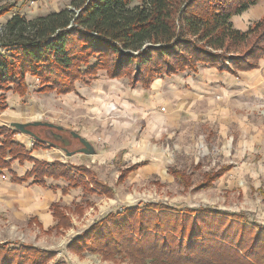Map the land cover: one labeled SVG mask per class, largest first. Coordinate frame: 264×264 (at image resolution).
<instances>
[{"label": "trees", "instance_id": "obj_1", "mask_svg": "<svg viewBox=\"0 0 264 264\" xmlns=\"http://www.w3.org/2000/svg\"><path fill=\"white\" fill-rule=\"evenodd\" d=\"M260 1L73 0L66 8L34 19L12 12L13 5H1L0 16L12 13L0 33V113L8 91L27 94L26 75L39 82L40 91L66 95L74 92L77 81L89 85L99 72L147 88L156 77L197 73L200 67L232 75L256 70L264 58V18L245 31L235 29L231 19ZM9 131L0 128V171L7 170L12 183L23 185L32 178V184L45 186L44 179L53 177L68 182L62 193L87 189L89 171L73 172L59 162L35 161L30 171L17 177L6 157L20 164L30 157ZM146 164L120 171L118 182ZM231 168L204 172L196 189L211 187ZM170 173L189 189V172L172 168ZM49 210L55 225L47 234L68 221L60 202ZM31 222L37 220L29 218ZM73 243L78 251L111 250L139 264H264V228L249 224L242 214L208 207L175 212L148 203L126 208L107 215ZM49 255L31 246L0 244V264H45Z\"/></svg>", "mask_w": 264, "mask_h": 264}, {"label": "rangeland", "instance_id": "obj_2", "mask_svg": "<svg viewBox=\"0 0 264 264\" xmlns=\"http://www.w3.org/2000/svg\"><path fill=\"white\" fill-rule=\"evenodd\" d=\"M71 1L0 0V6L13 5L15 8L12 12H18L26 19H34L57 9L59 11L66 8ZM252 8L231 19L235 29L245 31L249 26L264 18V8ZM12 12L0 16V26L8 20ZM259 74L262 79L258 76ZM258 75L255 79V81L260 80L261 83L258 84L256 82L250 85L240 84L241 79L238 76L229 77V81H215L211 84L212 101L229 104L228 111L223 112L222 120L215 118L213 122L202 126L201 122H183L181 123L183 126L178 128L166 127L163 133L165 138L161 141H158L156 137L157 132L159 133L158 127L154 125L151 127L152 125H146V123L140 124L139 121L133 126L130 125L129 122L136 116L134 109L103 116V113H99L94 117L93 114L85 112L84 106L89 103L85 100L86 98L72 97L74 101H67L68 105H64L65 98L62 97L73 92L66 95L55 91L42 92L39 89V82L32 76L26 75L27 94L24 97L13 94L11 91L5 95V108L0 113V128L11 130L9 131L13 134L11 140L17 143L14 140L15 135L21 136L22 134L11 129L10 123H51L64 129L63 132L54 131V134L63 133L66 138L71 139L69 132H75L94 146L96 154L82 155L79 165L71 166V161L68 159L70 157H66L60 150V144L46 139L45 128L29 127V131L52 145L36 142L27 136L30 140L44 144L45 151L53 149L61 154L64 164L59 161L55 162L61 163L73 172L75 168H84L89 171L90 176L85 179L87 189L68 188L66 193H62V189H66L68 182L53 177L44 179L45 186L32 184V178L24 185L15 184L21 186L20 196L24 197L21 196L22 202L16 205V209L10 207L11 209H6L0 214V244H5L9 248H17L20 245L37 248L50 254V259L45 264H139L130 260L126 255L111 252V250L104 254L93 253L87 249L78 251L73 242L90 232L107 215L118 214L126 208H142L148 203L162 204L174 208L175 212H182L187 208L208 207L223 213L242 214L249 224L264 228V196L260 194L261 189L259 190L262 188L264 191V65ZM30 77H32L31 80H29ZM77 83L83 85L87 82L82 79L75 84ZM170 83L171 88H174L173 104L177 105L179 99L186 100V93L191 89L190 79L188 81L187 79H176ZM84 89L80 87L81 94H85ZM253 90L254 93H252ZM119 102L123 104L120 99L117 103ZM202 105L204 108L205 103ZM160 111L163 113L164 109L161 108ZM113 114L116 116H112ZM190 115L184 114L182 119H190ZM229 117L240 120L238 124L241 125L227 124L225 118ZM87 120L90 121L88 125L92 128H87L89 126L84 124ZM147 127L153 128V132H146ZM136 128H140V131L135 133ZM1 141L2 137H0ZM72 143L70 147H67L69 152L82 147L77 140ZM24 149L26 155H29L30 152L25 146ZM99 151L102 155L97 160L95 157ZM32 152H34L33 149ZM103 155L108 156L105 157L107 162H103ZM148 155V159H152L151 162L154 165L157 164V167L137 170L133 172V175L129 174L118 182L120 171ZM113 156L114 159H112ZM5 161L9 162L12 172L13 170L20 172L18 160H10L6 157ZM35 161L50 164L43 159L37 160L30 157L25 161L26 163H21L20 167L25 165L28 172ZM195 165L197 169H193ZM222 166L232 168L217 179L211 187L196 189L204 172L216 170ZM172 168H178L191 174L189 189L183 187L180 181L171 176ZM4 171L8 173L7 170ZM8 175L11 178L9 173ZM6 184L4 190L12 200V197L19 194L18 189L11 190L7 187V181ZM102 186L106 190H103ZM38 195L47 196L45 198L48 202L51 200L53 203L60 202L63 207L62 212L68 218L63 228H57L49 234L46 233L55 225V222L51 211L46 209L47 204L36 199ZM36 211L46 212V216L38 217L35 214ZM29 218H35L38 223L28 224ZM142 264L146 263L142 262Z\"/></svg>", "mask_w": 264, "mask_h": 264}, {"label": "crops", "instance_id": "obj_3", "mask_svg": "<svg viewBox=\"0 0 264 264\" xmlns=\"http://www.w3.org/2000/svg\"><path fill=\"white\" fill-rule=\"evenodd\" d=\"M73 1V0H72ZM263 9L264 8V1L258 2L256 5L253 6L252 9ZM249 10V9H248ZM245 11V12H248ZM57 10L53 12H57ZM244 12V13H245ZM243 14V13H242ZM47 15V13H46ZM45 16V15H44ZM40 17V16H38ZM6 22V21H5ZM4 22V23H5ZM233 23V22H232ZM264 65V58L260 60L259 62V67L256 70L250 71V72H243V73H238L237 75H232L229 73H219L217 72L216 69L214 68H209V67H200L197 71V73H182L178 75H172L168 77H156L152 80V82L149 84V86L142 87L141 85H131L127 78H118V79H110L106 75L105 72H99L96 77L91 81V84L86 85H80L79 83L75 84L74 90L76 92L67 95L65 98L64 105H68L67 101L73 102L74 99L72 97L76 98H81L85 99L88 104L84 106V109L86 110L85 112L93 114L92 116H96L99 113L104 114H110V113H116L118 112H124L128 110H133L136 114L135 117H133V120H131L129 123L130 125L133 126L139 121L140 124L146 123V125H152L151 127L156 126L158 127L159 133L157 132V140L161 141L165 137L163 136L164 131H166V127L170 128H178L183 126L181 123L183 122H194V123H203L202 125H205L206 123L213 122L215 118H218L222 120L224 113L228 111L229 104L228 103H221V102H216L212 101L213 96L211 95L213 93V88L212 85L215 81L218 82L219 80H227L229 81V77L234 78L235 76H238L240 80V84L243 83V85H250V84H258L261 83L259 79L255 81V79L259 76L261 78V74L258 75L259 71L261 70L262 66ZM201 70V71H200ZM258 75V76H257ZM190 77V78H189ZM244 77V78H240ZM246 77V78H245ZM249 77V78H247ZM32 77L29 78L31 80ZM181 79L185 80L190 79V84L189 86L191 89L187 91L186 93V100L179 99L177 102L178 104H173L174 101L172 100V94H174L173 89L171 88V81ZM252 79V80H251ZM125 81L126 84H125ZM134 86V87H133ZM81 88L84 89L85 94H81ZM132 90V91H130ZM255 91L253 90L252 93ZM77 93V94H76ZM168 93V94H167ZM166 94V95H165ZM217 96V95H216ZM221 97V96H219ZM121 100L123 104L120 102L117 103V101ZM205 100V101H204ZM204 108L202 104H204ZM163 108L164 112L162 113L160 109ZM187 114L190 115V119H182L183 115ZM112 116H116V114H113ZM185 118V117H184ZM232 117L225 118V122L227 124L231 123H240V120H236ZM90 121L87 120V123H84L86 126H89L88 123ZM1 125V124H0ZM3 125V124H2ZM180 125V126H179ZM241 125V124H238ZM226 126V124H225ZM87 128H92L90 125ZM86 129V128H84ZM140 131V128H136V132ZM146 132L152 133L153 128H146ZM18 137V138H17ZM17 139V140H16ZM14 140L17 141L20 145L23 147L25 146L27 151L30 152L29 157H32L33 159H43L44 161H48L50 164L59 161L63 162V158H61V154L57 152V150H51L54 154H52L50 151H45L43 147H45L44 144L42 143H36L32 140H30L29 137L24 136V135H15ZM32 143V145H31ZM36 145V147L33 149L32 146ZM34 150V152L31 153V150ZM36 150V151H35ZM41 153V154H40ZM44 153V154H42ZM45 154H49L50 156H46ZM151 154V152L149 153ZM102 154L99 151V154L95 157L97 160L99 156ZM104 156L103 162H107V159ZM50 157V158H49ZM80 157L82 155H74L73 157L68 158L71 162V166H78L79 162L81 161ZM148 156H145L141 161H138L134 164L141 163L143 161L147 162L145 166L142 168L138 169L143 170V169H153L157 167V164H153L151 162L152 159H148ZM114 159V156L112 157ZM26 163V162H25ZM102 163V162H99ZM18 164V168H20V172H16L13 170V172L16 173L17 177H22L26 172H27V167H20L21 164ZM31 165V164H30ZM31 167V166H29ZM22 170V171H21ZM137 171V170H136ZM142 173H148V172H142ZM130 175H133V172L130 173ZM133 177V176H132ZM10 176L8 173H5V171H0V214L4 213L6 209H16V205H19L22 202L21 196L24 197L23 195L20 196V187L18 185H15L10 181ZM6 181L8 182V188L11 190L13 189H18V193L16 196L11 197L10 195L4 190L6 184ZM24 185V184H23ZM260 194L264 196V191L262 188H259ZM46 190V189H45ZM50 191V190H47ZM41 193V192H40ZM50 193H52L50 191ZM12 195V194H11ZM36 196V195H34ZM47 197V196H45ZM42 195H38L36 199L41 200V202L46 203L47 207L46 209L49 210L50 205L53 203L52 200L48 202V200ZM11 205V206H10ZM24 208V207H22ZM35 210V209H34ZM46 212L43 213V211H40L38 213L36 211L35 214L37 216H44ZM34 214V215H35ZM46 216V215H45Z\"/></svg>", "mask_w": 264, "mask_h": 264}, {"label": "water", "instance_id": "obj_4", "mask_svg": "<svg viewBox=\"0 0 264 264\" xmlns=\"http://www.w3.org/2000/svg\"><path fill=\"white\" fill-rule=\"evenodd\" d=\"M29 127L45 128L44 133L46 139H49V141L59 143L60 144L59 148L65 154L66 157H72L78 154L85 156H93L96 154V150L94 146L75 132H69L68 135L71 137V139H68V137L66 138L63 133L60 135L54 134V131L63 132L64 129L60 126H56L47 122L10 123V128L13 129L15 132H18L25 136H29L36 142H44L47 145H52V143L50 142L41 140L39 135H35L33 132L29 131L28 130ZM74 140H77L82 147L77 149L76 151L69 152L67 150V147H70L73 144L72 142H74Z\"/></svg>", "mask_w": 264, "mask_h": 264}, {"label": "built area", "instance_id": "obj_5", "mask_svg": "<svg viewBox=\"0 0 264 264\" xmlns=\"http://www.w3.org/2000/svg\"><path fill=\"white\" fill-rule=\"evenodd\" d=\"M1 30H2V25L0 26V33H1ZM1 51V50H0Z\"/></svg>", "mask_w": 264, "mask_h": 264}]
</instances>
